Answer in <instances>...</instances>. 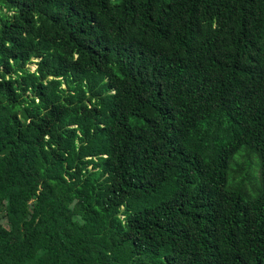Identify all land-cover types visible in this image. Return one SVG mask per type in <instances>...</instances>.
<instances>
[{"label":"trees","instance_id":"trees-1","mask_svg":"<svg viewBox=\"0 0 264 264\" xmlns=\"http://www.w3.org/2000/svg\"><path fill=\"white\" fill-rule=\"evenodd\" d=\"M0 264H264V0H0Z\"/></svg>","mask_w":264,"mask_h":264},{"label":"rangeland","instance_id":"rangeland-1","mask_svg":"<svg viewBox=\"0 0 264 264\" xmlns=\"http://www.w3.org/2000/svg\"><path fill=\"white\" fill-rule=\"evenodd\" d=\"M30 68H31L32 71H35L36 70V65L35 64H32L30 66ZM246 162L247 161L244 160L243 155L236 159V164L239 165V166H235V169H236L235 176H240L242 174V172H243V169L242 168L245 166L244 164ZM249 163H250V167L246 170V173H247V177L251 178L250 179L251 182L254 183L253 177L258 178V172H257V169L255 167V164H256L255 158L252 157L250 159ZM246 188H247L248 192L250 193L249 185H246Z\"/></svg>","mask_w":264,"mask_h":264}]
</instances>
